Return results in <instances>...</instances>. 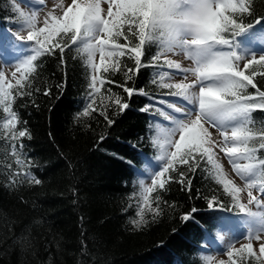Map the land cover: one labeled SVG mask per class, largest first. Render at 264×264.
Returning a JSON list of instances; mask_svg holds the SVG:
<instances>
[{
	"label": "trees",
	"instance_id": "1",
	"mask_svg": "<svg viewBox=\"0 0 264 264\" xmlns=\"http://www.w3.org/2000/svg\"><path fill=\"white\" fill-rule=\"evenodd\" d=\"M249 3L250 13L237 18L244 26L264 19V0ZM23 19L11 0H0V26ZM119 42L124 43L123 38ZM158 51V42L144 46V66L138 74L125 75L128 68L135 69L127 56L120 58L119 71L101 70L100 78L114 83L100 86L94 107L106 112L114 121L111 125L98 111L82 114L90 103L93 71L77 46L65 49L63 60L57 50L33 62L26 94L16 96L12 104L19 120L16 131L26 129L28 135L12 141L0 128V264H203L202 241L220 218L210 211L208 200L215 196L213 205L231 206L203 163L195 172L180 168L191 179L190 192L187 184L169 182L167 190L150 194L153 208L160 196V214L154 216L146 208L147 223L139 228L132 223L142 201L123 160L132 157L129 144L141 146L147 129L148 120L137 110L149 97L138 93L152 96L162 91L153 83L157 79L152 58ZM255 80L264 90V77ZM124 87L135 89L134 94L129 97ZM248 92L255 89L249 87ZM108 96L119 97L128 108L119 111ZM6 116L0 109V125ZM12 143L16 156L11 155ZM17 158L23 166H17ZM14 171H26L41 183H30L29 175L10 183ZM169 175L180 179L176 172ZM185 214L192 219L183 220ZM247 264L256 262L250 259Z\"/></svg>",
	"mask_w": 264,
	"mask_h": 264
},
{
	"label": "snow or ice",
	"instance_id": "2",
	"mask_svg": "<svg viewBox=\"0 0 264 264\" xmlns=\"http://www.w3.org/2000/svg\"><path fill=\"white\" fill-rule=\"evenodd\" d=\"M31 6V0H26ZM106 4L107 8L102 7ZM55 7V5H54ZM250 13L249 0H71L63 9L62 15L49 12L44 18L43 26L36 27L35 16L25 18L24 26L27 28V37L14 34L23 45L30 48L19 49L15 44L14 50L29 51L16 65L12 76L20 73L15 84L6 80L5 74L0 70V109L7 114L0 128L7 134L6 138L15 141L28 135L27 130L16 131L19 124L17 114L12 110L16 96L26 93L25 81L29 74L35 71L34 61L42 55H55L58 50L63 60L65 49L77 46L78 52L86 54L87 63L93 73H104L120 70V58L127 56L134 60L135 69L128 68V73H139L144 65L142 58L144 46L150 43L159 44V51L153 56L154 67L175 69V73L164 72L159 81L161 88L172 89L169 95L182 98L187 102L186 107H175L168 103L169 109H174L180 116L169 115L161 109L156 111L170 121L172 127L165 133V140L160 144L162 154L158 157L162 164L159 170L151 177V186H142L141 203L138 206L137 217L132 223L137 227L146 224L145 206L154 216L160 214V196L155 197L157 206L152 207L150 194L157 189L167 190L169 182L187 184L191 191V179L184 171L195 172L203 163L204 169L212 179L223 188L224 193L231 197L232 206L238 214L258 221V227H253L243 221H230V218H218L217 225L221 232H235L240 227H247L245 237L248 243L235 248L229 245L226 249L228 262L219 264H247L254 260L256 264H264V242L259 243V252L253 247V240L261 241L260 232H264V211L254 212L249 205L255 204L257 208H264V158L259 155L264 150V122L257 126L253 119V112H264V90L256 83L257 76L264 77V70L257 71L255 66L264 69V54L257 58L250 45L256 41L264 42V32L250 31L238 22V17ZM24 14L21 13V16ZM0 33V37H2ZM134 37L137 42H133ZM123 38L124 43L119 39ZM179 50L192 61V67L182 68L165 57L166 53ZM99 54V64L95 62ZM250 56V58H248ZM161 57H165L161 63ZM246 60L243 67L239 62ZM246 72L248 74H246ZM195 79L191 83L165 82L171 80L173 75H182L187 80V74ZM131 77L129 76V79ZM105 83H114L93 74L90 81V103L83 110V115H90V111H98L104 116L108 124L114 123L104 110L94 107L96 99L94 94L101 92ZM99 84L101 87H97ZM27 86H30V82ZM255 89L249 93L248 88ZM16 90L15 95L13 90ZM110 91V90H109ZM124 91L131 97L135 89L124 87ZM30 95L31 93H27ZM48 91H45V95ZM105 97H102V101ZM123 112L128 108L119 97H106ZM162 103H164L162 101ZM146 107L141 111H148ZM194 115V118H192ZM214 129L220 140L213 136ZM179 133V139L172 137ZM103 139V137L101 138ZM16 144L12 143L11 155L16 156ZM23 149V143L19 145ZM168 149H174L169 151ZM218 150V151H217ZM227 157L243 187L233 179L228 178L223 164L217 158L219 154ZM239 161H246L240 163ZM15 163L18 167L24 162L19 158ZM11 168V165H9ZM178 173L180 179L169 173ZM29 175L28 172L14 171L10 183L15 184L16 176ZM30 183L39 185L40 179L34 176ZM260 195H254L253 190ZM247 192V204L242 203L240 194ZM217 198L213 196L208 200V207H213ZM223 208V204L219 205ZM231 211V209H229ZM192 209V212H195ZM182 219H192L191 214H185ZM211 257L208 258L210 260ZM207 264V261H206Z\"/></svg>",
	"mask_w": 264,
	"mask_h": 264
},
{
	"label": "rangeland",
	"instance_id": "3",
	"mask_svg": "<svg viewBox=\"0 0 264 264\" xmlns=\"http://www.w3.org/2000/svg\"><path fill=\"white\" fill-rule=\"evenodd\" d=\"M20 1L23 2L25 4V6L20 5L18 3ZM43 2H46V3H43ZM42 3L46 6L42 10H40L42 5H39V4H42ZM70 3H71V0H58V1L31 0V6H29V4L26 2V0H11V4L13 5L15 12L18 9L24 15L27 14L28 16L29 15L35 16L37 28L43 26L44 18L48 15L49 12H53V14H55V15H62L63 9L66 8ZM16 4L18 6H16ZM54 5H55V7H54ZM102 7H104L106 9L107 5L102 4ZM24 21L22 23H19L20 29H21L22 25H24ZM9 31H11V30H9ZM14 34H18L19 36H23L26 39V37H27L26 26H24V30H22V31L21 30L18 31L16 29H14V31L11 32V36H12L11 40H8L6 44L3 41V35H2V37H0V70H2L4 72L6 80L10 81L13 84H15L16 79L20 78V73H17V75L15 77L12 76V72L15 71L14 65L18 64L23 59V57L25 55L31 54L30 50L29 51H18V50L13 49V47H12L13 44H15L17 46V48H19V49H25V48L30 47V45L26 46V45L21 44V42L18 39H16V36ZM176 51H175L176 54L174 52L173 53L172 52L167 53L168 59H172V61H174L176 63H180L182 68L192 67V61L189 60L188 57L183 52L179 53L178 50H176ZM260 55L261 54L256 55L257 58H259ZM248 58H250V56ZM95 62L97 64H99V54L96 55ZM243 62L245 63L246 60H243ZM242 67H243V65H242ZM94 74L97 75V77L99 79V76H98L99 73H94ZM161 75L162 74L160 73L159 77ZM194 79L195 78L189 73V74H187V80H184L183 76L178 77V76L174 75V77H172L171 80L165 79V82H170V83L187 82V83H191L192 80H194ZM99 86L100 85L97 84V87H99ZM192 118H194V116ZM210 130L213 131L214 138H215V135H217V137H218L217 140H220L218 134L213 129H210ZM177 135H178V133H176L174 138H176ZM163 142H164V140L160 141V144H162ZM168 150L171 151L174 149H168ZM217 158L219 159L220 163L223 164L224 171L227 174L228 178L233 179L239 186L243 187L244 182L241 181L239 179V177H237V175L234 171H232L231 164L228 162V160L222 159L221 153L219 154V156ZM253 194L254 195H260L258 193V191L255 189L253 190ZM262 199H263V197H262ZM240 200L242 203L247 204L248 197H247L246 191L242 192L240 194ZM249 207L252 209V211L257 209V206L255 204L249 205ZM146 208L147 207H145V209ZM241 228H243V226L240 227L238 229V231H240ZM238 231H237V233H239ZM223 233L224 234L217 239V242L220 243V247H218L217 250H214L211 254H209L207 256V259L209 257H211V259L209 260L210 264H219L220 261L228 262V257L226 255V249L228 248L229 245H232L235 248H240L241 245L247 244L249 242L248 239H247V241H246V239H242V238L239 239L238 235L237 234L234 235V234H232V232H223ZM260 236L262 238L261 241H256V240L252 241L254 250L257 253L259 252V243L264 242V234H261Z\"/></svg>",
	"mask_w": 264,
	"mask_h": 264
},
{
	"label": "bare ground",
	"instance_id": "4",
	"mask_svg": "<svg viewBox=\"0 0 264 264\" xmlns=\"http://www.w3.org/2000/svg\"><path fill=\"white\" fill-rule=\"evenodd\" d=\"M130 176V175H129Z\"/></svg>",
	"mask_w": 264,
	"mask_h": 264
}]
</instances>
